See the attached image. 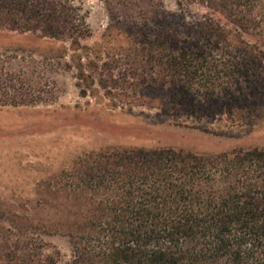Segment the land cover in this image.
Returning a JSON list of instances; mask_svg holds the SVG:
<instances>
[{
  "label": "trees",
  "instance_id": "trees-1",
  "mask_svg": "<svg viewBox=\"0 0 264 264\" xmlns=\"http://www.w3.org/2000/svg\"><path fill=\"white\" fill-rule=\"evenodd\" d=\"M103 1L109 22L96 63L71 57L81 96L96 77L107 97L130 106L264 122V0H179L175 13L161 0ZM190 5L205 12L190 17ZM0 30L69 40L38 71L0 59L1 107L54 103L58 88L45 67L61 66L87 34L76 6L0 0ZM69 179L67 192L91 203L76 209V221L52 226L69 239L65 264H264V147L107 149L78 159ZM19 232L12 242L0 233V264H56Z\"/></svg>",
  "mask_w": 264,
  "mask_h": 264
},
{
  "label": "rangeland",
  "instance_id": "rangeland-1",
  "mask_svg": "<svg viewBox=\"0 0 264 264\" xmlns=\"http://www.w3.org/2000/svg\"><path fill=\"white\" fill-rule=\"evenodd\" d=\"M70 1L84 20L87 34L80 40L83 48L68 50L61 66L55 65V60L51 69L44 66L45 75L56 82V101L0 106V233L12 242L22 228L42 255L51 256L56 264L71 260V247L66 236L52 232V226L76 221V209L89 208L91 203L86 196L78 200L67 192L78 159L114 148L171 147L210 154L237 147H264V122L197 120L145 105L130 106L107 97L96 77L86 96H81L77 63L71 57L80 56L83 65L96 63V50L109 19L103 0ZM161 1L169 12L180 10L179 0ZM204 12L202 7L190 5L185 13L192 17ZM61 45L69 48V40L0 30V59L10 58L14 68L21 65L38 71V62L53 57ZM107 45L115 42L110 40ZM101 56H105L104 49Z\"/></svg>",
  "mask_w": 264,
  "mask_h": 264
}]
</instances>
